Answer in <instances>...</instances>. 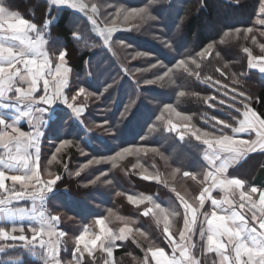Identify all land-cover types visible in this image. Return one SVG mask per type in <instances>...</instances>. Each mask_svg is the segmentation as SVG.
Returning <instances> with one entry per match:
<instances>
[{
  "label": "snow or ice",
  "instance_id": "6c2138e0",
  "mask_svg": "<svg viewBox=\"0 0 264 264\" xmlns=\"http://www.w3.org/2000/svg\"><path fill=\"white\" fill-rule=\"evenodd\" d=\"M160 2L147 0L143 6L126 7L111 0H46V17L42 24H37L0 0V256L8 257L0 259V264H24V256L30 257L33 264H119L114 251L125 247L130 239L143 253L140 258L127 252L132 264H264V185L250 184L232 171L251 154H264V113L254 107V103L261 101L258 98L253 101L237 87L243 85L246 73L232 72L229 76L228 63L215 68L224 79L202 73L207 62L220 57L218 44L243 39L253 46L245 45L241 49L246 54L247 69L264 74V0H258L256 8L255 25L260 28L226 29L219 41L209 42L194 54L174 58L173 63H165L114 36L122 30L139 31L143 25L156 21L158 16L153 7ZM236 3L239 4V0ZM53 9H68L82 16L100 41L87 45L85 34L77 27L72 33L74 42L84 41L87 46H99L114 55V46H119L131 50L127 53L129 62L144 59L147 66L130 69L121 64L120 72L110 83L105 81L102 90L94 88L91 80L73 88L67 49L50 52L48 48ZM160 42L165 48L174 50L170 40ZM257 48L260 55L254 54ZM152 70H157L152 78L137 79V73ZM178 73L194 77L211 92L202 95L198 91L179 90L177 104L180 98L196 97L207 109L213 110V114L203 112L200 116L203 126H198L194 114H186L172 103H162L140 139L148 140L159 132L177 133L180 140L187 136L203 145L205 167L202 171L177 166L170 173L173 180L179 174L195 182L200 186L198 193L186 198L187 193L182 195L171 187L176 194L177 207L162 206L151 195H127L130 204L145 206L140 215L149 217L151 214L158 228L163 223L162 237L166 247L143 229L134 227L136 220L109 209L107 217L95 219L98 231H93L92 225H84L79 234L70 237L72 247L67 248L68 233L60 228L61 215L49 212L46 203L62 179L50 166L55 162L70 171L61 155L62 150L75 147L82 156L89 155L85 150L87 144L82 147L78 142L81 134L72 131L73 123L83 125L88 100L100 101L106 94L110 96L111 89L119 85L124 76L132 79L137 91L141 83L183 89ZM81 96L84 97L82 102L78 101ZM138 107L136 98L130 97L120 112V120L129 119L134 115L133 109ZM105 110L110 109H102ZM217 112L223 115L218 116ZM173 116L182 123L174 122ZM25 123L27 130L23 128ZM102 123L108 125L106 131L113 138L122 135L119 120L113 124L105 119ZM46 138L54 150L47 163L42 164L41 149ZM141 152H151L167 163L168 158L157 147L121 146L113 155L88 159L74 175L79 177L93 164L110 163L115 168L118 158L138 157ZM132 167L142 169L141 179L169 187L168 179L157 171H150L139 160ZM101 176H107V172L102 171L89 183L96 184ZM116 195L123 193L117 191ZM25 201L30 206H24L22 202ZM181 216L183 222L178 225L176 218ZM111 218L123 226L110 228L106 220L110 222ZM137 236L142 237L144 243ZM63 253H68L67 258Z\"/></svg>",
  "mask_w": 264,
  "mask_h": 264
},
{
  "label": "trees",
  "instance_id": "16d2710c",
  "mask_svg": "<svg viewBox=\"0 0 264 264\" xmlns=\"http://www.w3.org/2000/svg\"><path fill=\"white\" fill-rule=\"evenodd\" d=\"M5 4L12 10L18 11L24 18L33 20L37 24H42L48 9L46 0H4ZM114 4H121L126 7L143 6L147 0H111ZM203 5V6H201ZM258 0H161V2L153 7V12L158 16L156 21L143 25L139 31H119L114 36L130 42L136 49L146 50L153 57L163 60L165 63H173L174 58L194 54L211 41H219L223 32L230 28L256 27L255 25L256 8ZM111 11V9H109ZM53 21L51 25L49 51H58L66 48L67 59L72 68L71 81L73 88L85 85L91 80L94 88L102 90L105 81L109 83L113 77L120 72V65L124 64L130 69L135 67H146L147 63L144 59H138L129 62L130 57L127 53L131 50H125L119 46H114L115 55L101 47H90L93 43L99 44V38L91 33L90 25L80 15L68 9L52 10L51 17ZM79 27L87 38V45L84 41L80 43L74 42L72 33ZM258 35V33H257ZM156 37H159L158 40ZM170 40L174 45V50H169L163 46L161 40ZM253 47L250 42L243 39H233L227 41L223 45H217L220 52L219 58H212L202 69L203 74H211L219 77V73L215 72L216 67H222L224 63L229 64V76L232 72L239 74L245 72L244 83L237 87H241L255 101L257 98L261 103H254V107L261 113H264V75H260L258 71L248 70L246 54L242 52V46ZM254 54L260 55L259 49H254ZM90 61V63H89ZM152 70L147 73H137V79L152 78ZM121 75H123L121 73ZM178 82L184 86L183 89L175 86H166L161 88L159 85H143L141 83L139 91L132 79L124 76L122 82L111 89V95H105L98 105V117L93 114L96 100L90 98L85 112L84 124L89 127L90 122L94 121L99 128L90 132L89 135L83 134L78 129V125L73 123L72 131L80 133L81 146L87 144L86 151L88 156H82L80 151L75 148H66L62 150L63 160L68 163L69 170L65 171L63 164L51 165L53 171L59 172L62 179L57 182L54 194H50V198L46 203V207L52 214L61 215L60 228L68 233L65 238V246L72 247L70 237L79 234L84 225H92L93 231H98L94 221L96 218L107 217L108 210L112 209L121 216L130 217L137 221L134 227H139L149 233L159 244L163 245L161 223L157 227L151 214L149 217L140 215L141 210L145 207L143 204L135 206L127 201V195L130 193L151 195L155 197L163 206L177 207L178 201L176 194L171 191V187H175L182 195L187 193L189 198L192 194H197L199 185L190 179L183 178L178 174L173 180L170 176L174 167L180 166L184 170L202 171L205 167L202 152L203 145L194 139L185 137L180 140L173 133L159 132L150 136L148 140H141L140 137L145 135L147 124L154 120L158 114V107L162 103H172L178 109L186 114H194V122L198 126H203L200 116L203 112L208 111L213 114V110L207 109L196 97L186 96L180 98L177 104L176 93L179 90L198 91L202 95H207L211 89H207L205 85L200 84L194 77L189 78L182 73H178ZM224 79L223 77H219ZM230 83V81H229ZM91 90V89H90ZM130 97L137 100L138 108H134V115L129 119L120 120V112L123 111L124 105ZM84 97L78 98L82 102ZM152 101V102H150ZM102 109H110L102 111ZM222 116L223 113H215ZM167 115V114H166ZM151 118V119H150ZM107 119L115 124L120 121L119 130L122 132L117 138H113L106 129L108 125L102 122ZM173 121L181 124L182 122L172 117ZM71 123V122H69ZM88 129V128H87ZM102 139H97L96 135ZM86 136V138H85ZM75 139L73 136H69ZM136 147L148 146L157 147L168 158L167 163L160 159V156L151 152L145 154L139 153V156H125L123 159H117L116 167L113 168L110 163H101L90 165L85 169L79 177L74 172L79 169L82 164L87 163L88 159L93 156L113 155L119 147ZM54 150L53 144L49 143L46 138L42 144V164L47 163L51 152ZM251 164L248 166L241 165L237 169L232 170L234 174L245 179L248 183L254 185H264V162L262 167L258 161V157H251ZM146 166L150 171H157L163 178L168 179L169 187H165L162 183L155 181H145L140 178L141 168H133L137 161ZM156 168L153 169L152 165ZM102 171L107 172V176H101L96 184L89 183L95 179ZM70 172L72 174H70ZM256 174L252 182H249L243 173ZM46 178V177H45ZM105 180H111V184L104 183ZM123 193L117 196L116 192ZM182 212V209H181ZM71 216L72 219H68ZM177 224L182 225V216L176 218ZM110 228L118 229L123 226L120 221L111 218L110 222L106 220ZM137 239L144 243L142 237ZM126 246L118 248L114 251V258L119 264H132L127 252L134 253L137 257L142 258L143 253L132 243V240L125 242ZM166 247V245H163ZM62 255L67 258L68 253ZM0 259H8V257L0 256ZM24 264H33L30 257L24 256ZM126 262V263H125Z\"/></svg>",
  "mask_w": 264,
  "mask_h": 264
},
{
  "label": "rangeland",
  "instance_id": "374dc122",
  "mask_svg": "<svg viewBox=\"0 0 264 264\" xmlns=\"http://www.w3.org/2000/svg\"><path fill=\"white\" fill-rule=\"evenodd\" d=\"M119 32V31H118ZM117 33V32H116ZM115 33V34H116ZM93 107H94V110L92 111L93 112V114L95 113V115L98 117V111L96 110V109H98L100 106L98 105V101H96L95 102V104L93 105ZM178 124V123H177ZM88 128V129H87ZM78 129L80 130V131H82V133L83 134H87V135H89L90 134V132H93V133H96L95 131H93V130H97V129H99L97 126H96V124H95V122L94 121H92V122H90V125H89V127H87L85 124H83V125H79L78 126ZM91 130V131H88V130ZM174 135H175V137H177L178 139H179V137H178V134L177 133H173ZM85 138H86V136H85ZM96 138L97 139H102V138H105V137H103L102 136V138H100L99 136H98V134L96 135ZM252 159L251 158H248L244 163H243V167L244 166H248L249 164H251V161ZM94 165V164H93ZM246 177H248L249 179H247L249 182L250 181H252V180H254V178L256 177V174H253L252 172H250V173H243ZM257 186H259V185H257ZM130 194H132V195H139V194H137V193H130ZM153 197V196H152ZM155 200H157L155 197H153ZM158 201V200H157ZM159 202V201H158ZM160 203V202H159ZM164 206V205H163ZM167 206V205H166ZM169 207V206H168ZM162 223V222H161ZM163 224V223H162ZM126 263V262H125Z\"/></svg>",
  "mask_w": 264,
  "mask_h": 264
},
{
  "label": "crops",
  "instance_id": "0c3cea01",
  "mask_svg": "<svg viewBox=\"0 0 264 264\" xmlns=\"http://www.w3.org/2000/svg\"><path fill=\"white\" fill-rule=\"evenodd\" d=\"M94 34V33H93ZM95 35V34H94ZM115 35V34H114ZM48 38V37H47ZM255 71H258V70H255ZM260 75H264V74H261V73H259ZM23 128L25 129V130H27V124L25 123L24 125H23ZM258 157V161L260 162V164H261V166L260 167H262V163L264 162V154H262V153H254V154H251V156L249 157V158H251V157ZM243 165V164H242ZM253 181V180H252ZM252 181H250V182H252ZM215 195H217V196H219V193H215ZM22 204L24 205V206H30V203L29 202H27V201H25V202H22Z\"/></svg>",
  "mask_w": 264,
  "mask_h": 264
}]
</instances>
